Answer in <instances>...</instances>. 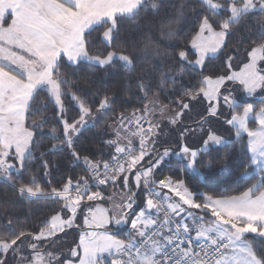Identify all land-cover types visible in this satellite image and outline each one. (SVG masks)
Listing matches in <instances>:
<instances>
[{
    "label": "trees",
    "instance_id": "trees-1",
    "mask_svg": "<svg viewBox=\"0 0 264 264\" xmlns=\"http://www.w3.org/2000/svg\"><path fill=\"white\" fill-rule=\"evenodd\" d=\"M229 3L225 1L223 5ZM204 21L215 31L225 30L226 37L220 53L208 58L199 69L185 62L182 55L186 53L188 62L196 60L191 44ZM108 30L109 43L104 40ZM84 44L91 56L108 58L116 54L129 62L118 58L107 66H99L89 62L71 64L61 58L53 77L63 114L48 90L36 91L25 119L27 130L33 133L30 151L18 172L0 177V242L16 247L47 231L52 219L65 212L66 201L59 195L69 185L90 180L93 168L112 163L124 148L143 153L136 171L156 166L158 182H182L200 203L206 197L228 199L250 191L257 197L264 192V173L255 172L246 137H235L224 145L201 151L196 172L192 173L182 160H163V152L177 149L179 143L145 148L149 129L143 136L137 127L146 123L150 128V124L132 120L134 113L144 111L152 101L178 111L202 93L206 80L225 75L230 61L241 62L251 48L264 47V11L245 13L231 21L228 9L214 12L201 0H146L134 14L92 28L84 36ZM108 99L110 104L101 117L85 127L73 142L66 141L63 121L73 125L83 116L82 107L93 112ZM246 103L260 106L264 99L247 100L235 112L241 113ZM117 128L132 143L118 141ZM124 174L116 172L113 178L122 179ZM115 183L92 187L86 196L112 188ZM123 233L115 235L125 238ZM247 240L264 264V239Z\"/></svg>",
    "mask_w": 264,
    "mask_h": 264
},
{
    "label": "rangeland",
    "instance_id": "rangeland-1",
    "mask_svg": "<svg viewBox=\"0 0 264 264\" xmlns=\"http://www.w3.org/2000/svg\"><path fill=\"white\" fill-rule=\"evenodd\" d=\"M201 1L214 12L228 9L231 21L238 20L245 13L264 11V0ZM225 1H230L229 5H223ZM237 1L242 2L236 4ZM225 37V30L215 31L204 21L191 44V50L197 54L196 60L188 62L186 53L182 59L202 69L208 58L220 53ZM104 40L110 42V30L104 34ZM118 58L129 62L116 54L108 58L91 56L84 48L83 53L70 58V63L89 62L107 66ZM50 90L54 103L60 114H63L57 84ZM262 99L264 47H256L248 51L243 61H230L225 75L206 80V88L202 93L183 104L178 111L167 110L157 101H152L144 111L134 113L132 120H146L150 124L144 141L145 148L152 149L160 143H179L177 149L163 152V160H182L192 173L196 172L195 163L201 151L224 145L240 136L247 138L255 172L264 173V105L246 103L241 113L235 112L247 100ZM109 104L108 99L93 112L82 107L83 116L73 125L63 121L66 141L73 142L85 127L93 125ZM140 124L137 129L144 136L146 132L140 131ZM25 130V137L19 136L22 140L18 146L21 151L4 152L6 156L12 154L15 158L0 162V177H7L21 169L18 160L29 153L30 139L33 141V133ZM115 134L118 141L121 139L132 143L119 128ZM123 150L132 151L133 157L132 164L121 171L125 173L124 178H113L112 181L116 182L114 187L104 188L80 199L59 195L66 201L65 212L56 215L49 229L36 235L31 242L24 241L16 247L0 242V264H151L150 254L135 263L121 256L123 247L130 241L138 240L144 228L151 223L147 213L153 209V203L147 196L149 186L168 201L176 216L187 220L190 227H199L203 238H223L227 241L226 255L219 264H261L247 238L264 239V195L251 199L250 191L242 198L229 200L206 197L200 203L184 183L169 180L158 182L156 166L136 171L143 153L131 147L119 153ZM120 232H124L126 237L115 235Z\"/></svg>",
    "mask_w": 264,
    "mask_h": 264
},
{
    "label": "crops",
    "instance_id": "crops-1",
    "mask_svg": "<svg viewBox=\"0 0 264 264\" xmlns=\"http://www.w3.org/2000/svg\"><path fill=\"white\" fill-rule=\"evenodd\" d=\"M144 1L0 0V162L15 158L4 152L21 151L28 106L37 90L50 92L55 86L53 73L59 60L70 63L73 55L83 53L87 32L134 14ZM27 155L17 159L21 165ZM147 213L151 223L159 219L155 205Z\"/></svg>",
    "mask_w": 264,
    "mask_h": 264
},
{
    "label": "built area",
    "instance_id": "built-area-1",
    "mask_svg": "<svg viewBox=\"0 0 264 264\" xmlns=\"http://www.w3.org/2000/svg\"><path fill=\"white\" fill-rule=\"evenodd\" d=\"M139 128L142 133L149 129L146 123H141ZM132 160V151L123 150L112 163L101 168H93L90 180L69 185L66 189L67 195L73 199L83 198L90 188L110 182L113 174L121 172L132 164ZM147 196L155 205L159 219L150 223L138 240L130 241L123 247L121 256L124 259L135 263L150 254L151 264H219L221 262L228 248L225 239L201 238L199 229H193L186 220H180L172 212L168 201L156 189L148 187Z\"/></svg>",
    "mask_w": 264,
    "mask_h": 264
}]
</instances>
